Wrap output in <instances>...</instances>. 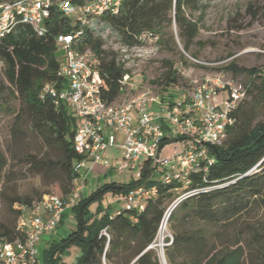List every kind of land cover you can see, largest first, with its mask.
Returning <instances> with one entry per match:
<instances>
[{
	"label": "trees",
	"instance_id": "16d2710c",
	"mask_svg": "<svg viewBox=\"0 0 264 264\" xmlns=\"http://www.w3.org/2000/svg\"><path fill=\"white\" fill-rule=\"evenodd\" d=\"M200 2L124 0L118 13L104 15L102 20L117 30L123 44L131 46L146 44L151 37H157L160 46L177 45L173 33L166 31V27L175 23L184 51L196 58L197 55L190 51L199 25L187 10L190 14L199 10ZM44 24L46 32L43 35H37L29 24L19 22L0 38L3 62L0 113L6 104L5 96L19 101V109L9 128L11 141L18 143L30 130L47 150L42 154L27 153L19 162L27 165L28 172L38 176L43 185L59 184L62 194L66 195L76 177L74 163L84 156L74 147L76 120L64 103H57L50 87L59 89L64 81L60 75L57 36L76 33L81 26L65 16L56 4L51 6ZM92 28L83 27L79 48L90 49L98 58L96 68L102 80L101 95L112 103L126 91L127 86L122 82L125 70L117 64L114 53L104 48L103 40ZM184 60L187 63L185 56ZM165 63L168 69L151 83L161 85L165 91L171 85H183L175 62L165 60ZM225 68L234 75L247 74L250 80L244 85L243 96L229 112L232 122L228 124L223 144L208 145L214 161L211 164L199 162V167L190 175L187 189L182 188L180 181L165 183L150 178L149 164L144 165L140 176L129 183L99 184L63 214L60 226L70 216L75 224L66 235L52 239L42 248V264H64L62 256L72 247L80 249L75 264H161L157 251L150 245L159 235L168 213V201L174 200L178 202L167 220L173 230L172 238H164L168 264H264V232L256 230L250 238L243 231L232 234L229 230V225L253 205L264 208V115L261 113L264 109V71L238 66L235 61ZM134 77H131L132 90L145 81L144 77L140 81ZM228 95L231 97V89ZM180 139L185 137L166 140L161 148ZM13 159H17V155L13 154ZM13 170L14 165L0 140V195L14 214L8 221L0 220V239L11 241L18 235L16 225L21 215L18 206H32L48 192L18 193L16 184H12L15 180ZM143 184L158 188L156 196L146 199L144 209L104 205L106 195L124 197ZM188 191L192 193L182 197ZM95 203L96 208L92 209ZM190 219L216 225L219 229L209 235L202 227L178 228L181 221Z\"/></svg>",
	"mask_w": 264,
	"mask_h": 264
},
{
	"label": "built area",
	"instance_id": "2783aa9c",
	"mask_svg": "<svg viewBox=\"0 0 264 264\" xmlns=\"http://www.w3.org/2000/svg\"><path fill=\"white\" fill-rule=\"evenodd\" d=\"M124 0H0V38L17 23L29 24L37 35L46 32L45 19L50 8L58 9L72 22L81 26L76 33H60L59 48L61 88L50 87L58 104L64 103L76 120L74 147L84 157L75 161L76 177L66 195L45 194L32 206L19 205L15 240L0 239V264H42L41 250L46 236H53L63 214L79 203L88 187L92 166L87 163H109L106 151L120 149L119 170H138L149 164L150 178L165 183L180 181L187 189L191 173L199 162L211 164L208 145H222L230 124V110L243 96L233 91L232 81H225L223 73H206L201 79L191 77L187 84L171 85L165 96L151 89L141 91L121 102H108L101 95L102 80L96 68L98 58L79 43L84 26L93 27L107 14H116ZM160 48L157 37L143 45L122 44L114 51L115 60L125 70L123 84L129 85L133 63L156 54ZM196 60V59H194ZM197 61V60H196ZM231 89V97L222 96ZM175 137H185L191 145L170 158L160 156L161 144ZM207 169V168H206ZM156 185H139L131 189L123 200L129 209H144L147 198L156 196ZM192 192H185L182 197ZM167 213L161 226L167 224ZM105 234L106 231H104ZM172 238V236H170ZM155 247V243L150 245Z\"/></svg>",
	"mask_w": 264,
	"mask_h": 264
},
{
	"label": "rangeland",
	"instance_id": "374dc122",
	"mask_svg": "<svg viewBox=\"0 0 264 264\" xmlns=\"http://www.w3.org/2000/svg\"><path fill=\"white\" fill-rule=\"evenodd\" d=\"M187 13L199 25V31L194 38L190 51L197 55L196 58L184 51L179 38L178 27L173 23L171 26L166 27V31L173 33L177 45H161L156 54L147 59L136 60L132 67L134 79L140 81L144 77L145 81L141 86L132 90L134 84L130 80L126 91L119 96L117 102H121L125 98H130L148 89L165 96V90H162L161 85L151 83V81H156L161 73L168 69L165 60H173L175 62V67L180 74V83H188L191 77L201 79L206 73L217 74L220 72L225 75V81H232L233 91L237 94L243 92L244 85L250 80V76L247 74L234 75L231 70L225 68L226 65L235 61L238 66L256 67L264 71V0H201L199 10L192 14L187 10ZM92 29L95 35L103 40L104 48L107 51L114 53L116 48L122 46L123 41L120 34L106 21H96ZM168 37L169 34L167 35ZM183 55L186 57L187 63L184 62ZM2 67L3 62L0 59V68ZM222 96L226 97L228 93L224 92ZM4 100H6V104L4 105V110L0 113V140L2 149L8 155L10 163L14 165L15 180L12 184H16L18 193L22 195L32 194L39 190H47L46 194L61 195L63 192L59 184L43 185L38 176L28 172L27 165L19 162V158L27 153L42 154L47 150L40 139L30 130H27V137L19 140L18 143L11 141L9 128L14 120L16 111L19 109V101L9 95L5 96ZM248 100H251V96ZM261 113L264 115V109H262ZM191 144L188 139L172 141L162 148L160 156L170 158ZM13 154L17 155V159H13ZM106 158L109 159L108 164L93 163L92 161L87 163V167L92 166V175L85 195L90 194L103 182L129 183L140 176V169L119 170L116 168L122 159L120 149L109 148L106 151ZM177 202L178 200L168 201L167 212L172 210ZM103 203L104 205H112L114 208L126 206V202L121 196H113L111 194L105 196ZM91 208L95 209L96 203ZM13 217L14 214L9 210L7 201L0 195V220L8 221ZM74 224L73 217H68L64 226L61 227L68 232ZM199 227L204 228L209 235L219 229L216 225H209L197 219L181 221L178 224L179 229L190 230ZM58 230L54 233L55 235L44 238L43 247H47L52 239L66 234L62 230ZM229 230L232 234H238L243 231L250 238L256 230L264 232V208L260 205H253L229 225ZM172 234L173 230L170 224L167 223L163 226V229L161 226L159 235L154 242V248L158 253L161 264H168L164 253L165 245H161L166 243L164 238L170 237ZM79 254V247H72L62 256V261L64 264H75Z\"/></svg>",
	"mask_w": 264,
	"mask_h": 264
},
{
	"label": "crops",
	"instance_id": "0c3cea01",
	"mask_svg": "<svg viewBox=\"0 0 264 264\" xmlns=\"http://www.w3.org/2000/svg\"><path fill=\"white\" fill-rule=\"evenodd\" d=\"M70 217H72V216H70ZM70 217H69V218H70ZM63 226H64V224L62 225V227H63ZM62 227L60 226L58 229H59L60 231L62 230V232H65V233L67 234V232H66L65 230H63ZM71 227H72V226H71ZM59 230H58V231H59ZM66 234H65V235H66ZM54 235H55V234H54Z\"/></svg>",
	"mask_w": 264,
	"mask_h": 264
},
{
	"label": "bare ground",
	"instance_id": "6f19581e",
	"mask_svg": "<svg viewBox=\"0 0 264 264\" xmlns=\"http://www.w3.org/2000/svg\"><path fill=\"white\" fill-rule=\"evenodd\" d=\"M164 225H166V224H165V222H164V224L162 225V229H163V226H164ZM163 244H164V243H162V245H161V246H163Z\"/></svg>",
	"mask_w": 264,
	"mask_h": 264
},
{
	"label": "water",
	"instance_id": "95a60500",
	"mask_svg": "<svg viewBox=\"0 0 264 264\" xmlns=\"http://www.w3.org/2000/svg\"><path fill=\"white\" fill-rule=\"evenodd\" d=\"M169 212H171V210H169ZM165 244H163V246H164Z\"/></svg>",
	"mask_w": 264,
	"mask_h": 264
}]
</instances>
